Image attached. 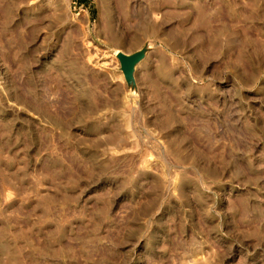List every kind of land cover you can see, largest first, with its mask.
Masks as SVG:
<instances>
[{"label": "rangeland", "instance_id": "obj_1", "mask_svg": "<svg viewBox=\"0 0 264 264\" xmlns=\"http://www.w3.org/2000/svg\"><path fill=\"white\" fill-rule=\"evenodd\" d=\"M0 264H264V0H0Z\"/></svg>", "mask_w": 264, "mask_h": 264}, {"label": "water", "instance_id": "obj_2", "mask_svg": "<svg viewBox=\"0 0 264 264\" xmlns=\"http://www.w3.org/2000/svg\"><path fill=\"white\" fill-rule=\"evenodd\" d=\"M120 58L123 59V67L125 70H128L129 65L128 62L131 60L130 58H128L127 56L124 57L123 54L120 55Z\"/></svg>", "mask_w": 264, "mask_h": 264}, {"label": "bare ground", "instance_id": "obj_3", "mask_svg": "<svg viewBox=\"0 0 264 264\" xmlns=\"http://www.w3.org/2000/svg\"><path fill=\"white\" fill-rule=\"evenodd\" d=\"M118 53H120V52H116V55H117Z\"/></svg>", "mask_w": 264, "mask_h": 264}]
</instances>
